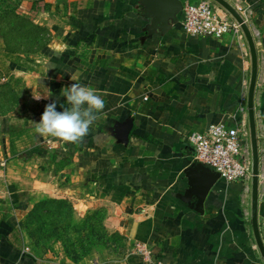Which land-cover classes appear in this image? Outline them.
<instances>
[{
  "label": "crops",
  "instance_id": "0c3cea01",
  "mask_svg": "<svg viewBox=\"0 0 264 264\" xmlns=\"http://www.w3.org/2000/svg\"><path fill=\"white\" fill-rule=\"evenodd\" d=\"M142 1L45 0L39 14L47 38L38 54L7 59L3 74L20 86L22 99L3 118L0 264H44L18 234L31 194L103 208L106 229L142 248L104 264H264L251 223L252 176L220 178L200 211L184 174L194 161L187 132L241 121L249 131L245 36H191L180 12L161 29ZM226 1L246 20L257 51V217L264 244V0ZM219 12L229 14L221 6ZM75 82L105 100L83 143L36 134L27 121L39 122L54 101L63 111L61 89Z\"/></svg>",
  "mask_w": 264,
  "mask_h": 264
},
{
  "label": "rangeland",
  "instance_id": "374dc122",
  "mask_svg": "<svg viewBox=\"0 0 264 264\" xmlns=\"http://www.w3.org/2000/svg\"><path fill=\"white\" fill-rule=\"evenodd\" d=\"M46 7L45 0H0V155L3 118L20 108L22 99L20 86L3 74L7 55L30 60L38 54L47 38L39 14ZM105 215L103 208L77 209L65 198L31 194L25 199L18 234L22 245L44 264L123 261L136 244L106 229Z\"/></svg>",
  "mask_w": 264,
  "mask_h": 264
},
{
  "label": "built area",
  "instance_id": "2783aa9c",
  "mask_svg": "<svg viewBox=\"0 0 264 264\" xmlns=\"http://www.w3.org/2000/svg\"><path fill=\"white\" fill-rule=\"evenodd\" d=\"M219 6L212 0L185 1L180 11L185 32L191 36L241 35L240 25L232 16L220 13ZM185 139L192 148L193 160L218 172L224 181L237 182L251 178V146L244 121L235 126L210 123L203 131L187 132ZM138 245L136 249L141 251Z\"/></svg>",
  "mask_w": 264,
  "mask_h": 264
},
{
  "label": "water",
  "instance_id": "95a60500",
  "mask_svg": "<svg viewBox=\"0 0 264 264\" xmlns=\"http://www.w3.org/2000/svg\"><path fill=\"white\" fill-rule=\"evenodd\" d=\"M224 8L240 25L242 33L248 44L250 53V79L247 91V110H248V124L250 133V146H251V160H252V178H251V223L253 229V235L257 246L263 256L264 261V244L261 239L257 207H258V179L260 172V158L257 144L256 135V122L254 111V94L258 72V58L257 51L254 44L253 35L246 23L244 17L238 12V10L232 6L226 0H212ZM142 3L146 5V10L152 17L151 23L153 26H158L161 29L167 28V22L169 19L177 20L178 14L182 9L181 0H143ZM186 177L190 179L191 197L195 198V206L198 210H202L204 200L220 179L218 172L212 171L207 165L199 162H191L184 170Z\"/></svg>",
  "mask_w": 264,
  "mask_h": 264
},
{
  "label": "clouds",
  "instance_id": "9594fccd",
  "mask_svg": "<svg viewBox=\"0 0 264 264\" xmlns=\"http://www.w3.org/2000/svg\"><path fill=\"white\" fill-rule=\"evenodd\" d=\"M60 95L66 98V104L61 105L63 111H57L54 101L46 105L39 122H27L41 137L55 138L64 144L83 143L97 114L103 112L105 100L93 88L76 82L61 89Z\"/></svg>",
  "mask_w": 264,
  "mask_h": 264
},
{
  "label": "trees",
  "instance_id": "16d2710c",
  "mask_svg": "<svg viewBox=\"0 0 264 264\" xmlns=\"http://www.w3.org/2000/svg\"><path fill=\"white\" fill-rule=\"evenodd\" d=\"M7 56H8L9 58H10V57H13V56H10V55H7Z\"/></svg>",
  "mask_w": 264,
  "mask_h": 264
}]
</instances>
